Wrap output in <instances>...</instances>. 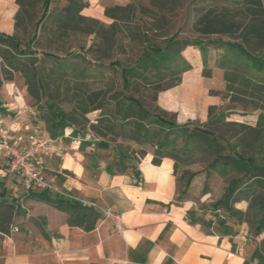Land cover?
Here are the masks:
<instances>
[{"label":"trees","instance_id":"obj_1","mask_svg":"<svg viewBox=\"0 0 264 264\" xmlns=\"http://www.w3.org/2000/svg\"><path fill=\"white\" fill-rule=\"evenodd\" d=\"M35 1L17 0L20 9L15 31L31 20L27 7ZM41 1L43 13L35 28L41 26L40 38L50 42L42 60L31 51L32 43L38 40L37 33L29 47L23 46L17 35L0 33V59L9 74H23L28 93L36 103L43 100L47 103L42 120L50 137L79 141L82 149L95 143L103 150L111 146L106 138L115 141V133L136 137V143L141 146L139 151L122 145L115 147L120 157L117 171L121 173L128 169L126 159L145 158L147 150L142 146H155L153 164L156 166L164 158L174 160L176 176L181 166L193 164L197 154L212 156L207 174L219 175L228 183L225 198L218 204L226 206V212L237 222L249 225L254 237L264 235V0H223L222 4L203 9L191 25L199 36L194 40L168 35L169 16L175 14L184 0H148L150 7L128 0V5L107 7L105 15L112 20L109 27L82 15L89 6L84 0H66L67 5L59 12L50 11L52 0ZM146 17L150 22L144 21ZM149 32L160 33L163 41L147 43L139 50L132 66L110 59L120 47L116 43L118 36L138 46L142 40L147 42ZM80 35L93 37L90 49L79 46L82 52H78L68 44L70 38ZM190 47L202 55L204 77L212 76L208 68L210 50L221 51L218 68L224 71L227 94L240 98L242 111L260 112L256 119L234 120L231 113L216 114V108L211 107L206 124L193 121L179 124L176 115L158 106V95L177 87L183 74L192 70L191 62L183 55ZM56 52L65 55L60 57ZM45 64L48 65L45 67ZM118 74L122 76L123 90H119L115 78L105 90H90L87 86L90 80L117 78ZM141 89L153 90L155 111L148 109L143 98L133 94ZM65 104L69 105V111L64 108ZM93 112H98L95 121L87 117ZM221 124L233 130L236 144L226 135L218 136L206 127ZM87 131L96 140L88 139ZM186 184L184 188L179 184L180 197L189 190L190 182ZM34 198L53 205L69 216L70 226L87 232L95 229L100 218L94 207L75 199L54 198L47 192ZM242 202L247 203L245 211L235 208ZM21 213V203L16 199L0 198V233L9 236ZM224 224L220 232L233 235V227ZM255 260L257 264H264V238L253 251L251 261Z\"/></svg>","mask_w":264,"mask_h":264},{"label":"crops","instance_id":"obj_2","mask_svg":"<svg viewBox=\"0 0 264 264\" xmlns=\"http://www.w3.org/2000/svg\"><path fill=\"white\" fill-rule=\"evenodd\" d=\"M84 1L89 6L82 15L105 26L112 24L105 15L107 7L129 3ZM95 6L99 19L90 10ZM19 9L17 0H0L1 34H16ZM220 52L210 50L208 68L212 76L204 77L200 52L194 47L183 51L192 70L183 74L177 87L158 95V106L176 115L177 123L206 124L211 107L219 110L233 98L226 92L224 71L218 68ZM11 113L7 108L1 122L8 123ZM14 135L11 142L20 149L28 147L24 132ZM44 137L51 138L48 133ZM59 141L61 151H50L36 159L44 168L41 174L47 183L59 192L29 185L3 160L0 198L16 199L22 213L11 229H16L15 233H0V264H257L251 261L257 242L250 240L248 229L242 226L231 236L208 231V223L201 220L198 205L191 198V188L180 197V173L176 176L171 158L156 166L154 150H148L139 161L126 159L128 169L121 173L116 166L119 152L112 146L103 150L92 143L82 149L79 141ZM138 147L132 149L140 150ZM42 192L94 207L100 215L95 229L87 232L70 226L67 214L34 198Z\"/></svg>","mask_w":264,"mask_h":264},{"label":"rangeland","instance_id":"obj_3","mask_svg":"<svg viewBox=\"0 0 264 264\" xmlns=\"http://www.w3.org/2000/svg\"><path fill=\"white\" fill-rule=\"evenodd\" d=\"M214 1V2H213ZM223 0H184L182 5L172 14L169 16L168 20V35L174 36L177 34L179 38H185L188 40H194L199 38V36L193 32L192 30V23L196 19V17L203 11V9L214 6L217 4H222ZM52 4L50 7L51 12H59L67 5L66 0H52ZM113 2V0L111 1ZM66 4L65 6L61 4ZM130 3V2H129ZM128 3V4H129ZM136 5L143 4L144 6L150 7L148 0H136ZM127 4V5H128ZM31 13V20L26 21L25 26L22 25L20 28L15 31L17 37L20 38L23 46L29 47L33 36L37 33L38 40L36 43H32L31 51L35 52V56L38 59L42 58V54L47 52L46 49L48 47L47 40L40 38L42 36L41 26L38 27L36 30L35 23L42 17L43 13V6L41 0H36L34 5L31 7H27ZM95 13V17L99 19V15L97 14V8L92 7L90 9ZM150 22V19L146 17L144 21ZM104 25V24H103ZM111 25V24H110ZM105 26V27H109ZM160 33L158 32H149L147 36V42L142 40L141 45H135L128 42L123 38L118 36L117 46H120L118 50L115 51L114 55L111 56L110 59H113L114 62H122L124 65L132 66L135 61L137 60V54L139 50L143 47H146L148 44H161L163 39L159 37ZM219 38V37H218ZM216 37H212V39H218ZM224 40H229L227 37H222ZM93 37L91 36H75L68 40V44L74 47L78 52H82L79 50V46L84 47L86 50L90 49L93 45ZM57 53V52H56ZM100 53V56L103 55ZM60 57L65 55L62 52L57 53ZM102 57V56H101ZM42 60V59H41ZM107 63H110L109 59L106 58ZM48 65V64H47ZM45 64V67L47 66ZM112 78L117 81L119 84V90H123V81L122 76L118 74V77H111L108 76L102 81H89L87 86L90 90H98L104 89L108 87L107 85L110 83ZM12 79V80H11ZM138 97L144 99V102L148 109L155 111V103L152 99L154 94L153 90H146L141 89L139 92H134ZM232 99H227L225 101L222 108L215 111L216 114H220V112L231 113L235 115L234 120H245L250 121L256 119L257 116L260 115L258 111H252L251 109L247 111H242V108L239 105L240 98L232 96ZM21 98L22 101L17 99ZM45 100L41 103H36L28 93V88L25 84V78L23 74L19 73H12L9 74L7 66L5 62L0 59V138L3 136L8 135L11 137L12 135L19 133V131L24 132L27 136L25 138L26 145H29L36 138H46L44 137L48 131L46 130V124L42 120L43 114L47 113V106ZM64 108L69 111V105H63ZM9 108L12 113L9 118L8 123L1 122L5 114V110ZM98 115V112H93L88 114V118L93 121L95 117ZM210 120V119H209ZM200 124V123H199ZM208 129H211L215 132L216 135H226L228 140H231L232 144H236L238 140H233V130L230 127L221 124L220 126H206ZM88 133V131H87ZM49 134V133H48ZM88 134H91L90 132ZM93 135V134H92ZM115 141L111 140V138H106V140L112 146V150L116 151V146L122 145L124 148H132L137 145L136 137L132 135H123L122 133H115ZM16 136V135H14ZM94 136V135H93ZM95 137V136H94ZM96 140V139H95ZM100 139L97 137V141ZM57 141L55 145L58 146ZM141 147V146H140ZM138 149L141 150V148ZM143 149L154 150L155 146H142ZM139 151V150H137ZM117 152V151H116ZM213 157L209 155H201L197 154V156L193 159V164L184 167L181 166L179 168V178H181L180 183L181 187H186V183L190 182L191 192H192V200L196 201L198 208L201 212V220L205 223H208L206 227L208 231L212 232H220L221 227L224 225H229L233 227V234L238 233L241 230L242 226H244L245 230L248 229L249 231V238L250 240L257 242V246H259L260 242L263 240L264 235L254 237L253 234L250 232V226L246 223H239L236 221L234 217H231L228 212H226V206L220 207L218 203H220L225 197L228 183L227 181L219 175H208L207 174V165L212 161ZM5 163L2 159H0V169L2 165ZM182 172H186L184 176H181ZM19 175V174H18ZM23 181L26 182V179L20 175ZM1 179V177H0ZM46 180V179H45ZM54 192V191H53ZM236 209H240L245 211L247 209V203H237L235 205ZM12 233H15V231ZM255 250V249H254ZM253 256V255H252Z\"/></svg>","mask_w":264,"mask_h":264},{"label":"built area","instance_id":"obj_4","mask_svg":"<svg viewBox=\"0 0 264 264\" xmlns=\"http://www.w3.org/2000/svg\"><path fill=\"white\" fill-rule=\"evenodd\" d=\"M87 138L96 139L92 134H88ZM57 141L59 140L52 138H36L28 147L20 149L6 135L0 138V159L8 161L9 170L12 173L22 175L29 185H37L39 188L50 192H59L58 189L47 183L45 177L41 174L44 168L36 163L37 157L42 154H47L50 151H61V148L55 145Z\"/></svg>","mask_w":264,"mask_h":264}]
</instances>
